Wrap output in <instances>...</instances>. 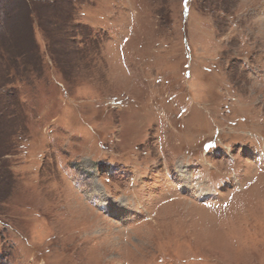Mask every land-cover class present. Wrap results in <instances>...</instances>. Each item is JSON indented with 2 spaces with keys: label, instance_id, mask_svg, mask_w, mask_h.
<instances>
[{
  "label": "rangeland",
  "instance_id": "374dc122",
  "mask_svg": "<svg viewBox=\"0 0 264 264\" xmlns=\"http://www.w3.org/2000/svg\"><path fill=\"white\" fill-rule=\"evenodd\" d=\"M18 1L0 264H264V0Z\"/></svg>",
  "mask_w": 264,
  "mask_h": 264
},
{
  "label": "trees",
  "instance_id": "16d2710c",
  "mask_svg": "<svg viewBox=\"0 0 264 264\" xmlns=\"http://www.w3.org/2000/svg\"><path fill=\"white\" fill-rule=\"evenodd\" d=\"M80 1V0H79ZM4 2H7L6 4H8V6L11 8V9H13V7H17L18 6V4L20 3V1H18L17 2V0H4ZM24 9V11H26V7L25 8H23ZM5 14H6V12H5ZM0 34H2L1 32H0Z\"/></svg>",
  "mask_w": 264,
  "mask_h": 264
},
{
  "label": "bare ground",
  "instance_id": "6f19581e",
  "mask_svg": "<svg viewBox=\"0 0 264 264\" xmlns=\"http://www.w3.org/2000/svg\"><path fill=\"white\" fill-rule=\"evenodd\" d=\"M95 186V185H94Z\"/></svg>",
  "mask_w": 264,
  "mask_h": 264
}]
</instances>
